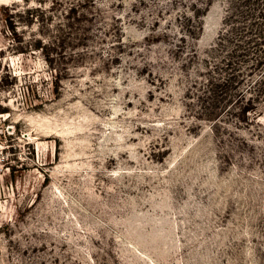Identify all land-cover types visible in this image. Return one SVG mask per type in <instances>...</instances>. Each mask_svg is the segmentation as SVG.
I'll return each instance as SVG.
<instances>
[{
	"label": "rangeland",
	"instance_id": "obj_1",
	"mask_svg": "<svg viewBox=\"0 0 264 264\" xmlns=\"http://www.w3.org/2000/svg\"><path fill=\"white\" fill-rule=\"evenodd\" d=\"M0 264H264V0H0Z\"/></svg>",
	"mask_w": 264,
	"mask_h": 264
}]
</instances>
